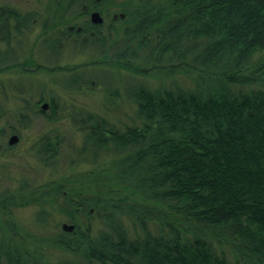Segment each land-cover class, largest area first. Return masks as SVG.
Returning <instances> with one entry per match:
<instances>
[{
    "label": "trees",
    "instance_id": "16d2710c",
    "mask_svg": "<svg viewBox=\"0 0 264 264\" xmlns=\"http://www.w3.org/2000/svg\"><path fill=\"white\" fill-rule=\"evenodd\" d=\"M99 4L119 19L109 15L93 33L85 7ZM39 8L43 53L55 51L51 85L77 94L103 85V99L90 109L51 87L26 95L25 82H12L13 95L0 85V159L13 158L10 137L21 140L36 117L53 126L28 151L51 170L47 179L28 164L18 178L0 164V264H264V0H42ZM4 25L0 73L25 72L1 46ZM76 53L91 61L62 66ZM110 70L127 74L116 83ZM11 98L20 104L8 110ZM66 119L79 146L55 126ZM62 164L91 168L55 177ZM28 205L38 208V232L12 217ZM55 210L74 230L52 228Z\"/></svg>",
    "mask_w": 264,
    "mask_h": 264
},
{
    "label": "rangeland",
    "instance_id": "374dc122",
    "mask_svg": "<svg viewBox=\"0 0 264 264\" xmlns=\"http://www.w3.org/2000/svg\"><path fill=\"white\" fill-rule=\"evenodd\" d=\"M42 1V0H41ZM45 1V0H44ZM121 2L122 0H118ZM0 3H7L10 5H18L20 7L26 6L27 3L25 0H0ZM32 6V5H31ZM103 6V8H106L108 10L114 11L116 10V7L113 6ZM111 18V17H110ZM91 57L88 54L85 53H76L72 54L70 56H67L62 62V66H69L73 67L78 64L86 63L91 61ZM87 72H91L93 74H102L100 67H92L91 69H88ZM112 75L116 77V83H120V79L122 75H126L127 73L124 71H117V70H110L108 71ZM58 74L56 73H49L43 70H37L36 72L32 73H23V71H20V69L12 68L10 71L0 73V85H5L13 95L17 93L15 91V88L12 86V82L21 83L25 82V89L24 93L26 95L36 94L38 95L37 88H40L41 86L46 87L48 90L51 88L55 90V92L58 95H61L62 98L66 99L67 101L75 102L76 104L87 106L90 109L97 108L99 106V103L103 99V92H102V86L99 85V89L94 91H84L82 94L77 93H69L65 92L62 89H60L57 85H51V82L53 81V78L56 77ZM66 73L62 74L61 77H66ZM123 77V76H122ZM103 84L102 82H100ZM153 83V82H152ZM51 87V88H50ZM42 88V87H41ZM36 91V92H35ZM6 107L8 110L15 109L19 106L20 102L18 99L11 98L6 103ZM40 106H43L41 104ZM10 116V113H9ZM18 124V123H17ZM18 126H21L18 124ZM56 127L60 128L63 133L66 135V139H70L72 143H75L76 146H79L81 143V134L76 130L75 127H73L69 120H63L61 123L55 124ZM22 139L16 144L15 152L16 154L13 156V158L9 159H0V164L9 163L11 168V174L13 177L18 178L20 174L22 173V164H28L30 165L31 169L38 170L44 179H47L50 174V169H43L42 165L39 164V162L35 159V157H32L29 154V148L31 147L34 138L41 132L48 131L49 129L53 128L51 124L46 122L41 116L36 117L31 127H24L22 126ZM71 143V145H72ZM91 168L88 164H74L73 166L64 165L59 167V170L54 175L55 177H58L62 174H70L72 172L81 173L87 169ZM38 210V208L34 205H28V206H20L15 207L13 209V219L17 223H19L21 226L27 227L30 231H37L35 226V213ZM63 223H68L67 218L65 215L60 214L57 212V210L54 211L52 219H51V226H55L56 224H59V227L62 226ZM3 215L0 214V229L3 227ZM127 227L130 229V231L133 228L132 222L128 219H126ZM100 228V224L98 221H93V232H97V230Z\"/></svg>",
    "mask_w": 264,
    "mask_h": 264
},
{
    "label": "flooded vegetation",
    "instance_id": "af4514ba",
    "mask_svg": "<svg viewBox=\"0 0 264 264\" xmlns=\"http://www.w3.org/2000/svg\"><path fill=\"white\" fill-rule=\"evenodd\" d=\"M25 2L27 5L23 7L0 3V22L5 24L6 32V40L1 46L6 51L9 61L25 64V67H23L25 72L23 73H32L37 70L52 73L49 69L55 68L53 64L55 51L50 48L45 55L42 50L43 16L39 8L41 0H25ZM85 8L87 13L84 18L86 21H91L93 33L105 28V24L110 20L109 15L116 21L119 19L118 13L111 12V10L103 8V6L101 7V4L95 5L92 10L89 9V6ZM96 11L104 19L99 25L105 22L104 26L100 28L97 27V24L94 26L92 20V14ZM26 14H30L31 16V22L29 21L27 25L22 23V21L26 20Z\"/></svg>",
    "mask_w": 264,
    "mask_h": 264
},
{
    "label": "water",
    "instance_id": "95a60500",
    "mask_svg": "<svg viewBox=\"0 0 264 264\" xmlns=\"http://www.w3.org/2000/svg\"><path fill=\"white\" fill-rule=\"evenodd\" d=\"M122 17H124V14H122ZM92 20H93V22L100 24L103 22L104 19L101 16V14L96 11V12H93V14H92ZM71 28H73V27H71ZM48 106H49L48 103H44L42 107L44 109H47ZM19 141H20V137L17 134H14L10 137L9 143L11 145H14V144H17ZM62 227L66 231H72V230H74L75 225L69 224V223H63Z\"/></svg>",
    "mask_w": 264,
    "mask_h": 264
}]
</instances>
